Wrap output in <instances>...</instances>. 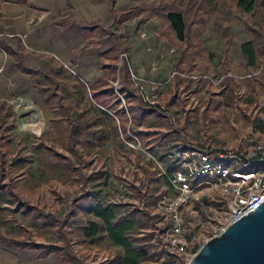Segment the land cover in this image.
Here are the masks:
<instances>
[{"label": "rangeland", "instance_id": "1", "mask_svg": "<svg viewBox=\"0 0 264 264\" xmlns=\"http://www.w3.org/2000/svg\"><path fill=\"white\" fill-rule=\"evenodd\" d=\"M154 1L115 0L114 8L119 12ZM233 2L216 0L208 8L205 23L192 26L189 47H185L184 39L167 21L151 18L142 22V13L134 12L119 23L113 22L110 26L113 30L110 29L120 43L119 64L126 62L133 72L159 81L149 105L163 113L166 119L161 117L160 121L166 128L203 145L234 148L256 142L264 145V56L253 67L245 64L241 44L252 35L244 27V21L253 18L236 10ZM143 30L146 36L137 40ZM148 46L152 48L148 50ZM121 50L126 53L122 58ZM68 72V76H73ZM66 84L61 85V90L69 95ZM85 84L86 98L93 102ZM25 95L12 94L6 100L12 108L9 120L13 124L4 133L6 162L0 169V182L9 184L4 188L13 193L9 196L15 202L36 203L44 211L64 216L72 208L73 200L88 190H97L93 192L94 203H127L129 208L142 205L144 191L168 190L166 180L156 173L146 139L141 140L140 147H133L122 142L118 135L92 151L82 148L86 162L73 157L76 169L51 170L39 164L35 151L39 142L65 155L70 152L51 123V112ZM118 106L124 108L121 101ZM97 169L101 171L97 178H85L86 173ZM0 202L4 203L3 197ZM224 210L223 197L217 191L186 204L181 220L183 236L188 241L187 255L168 248L161 238L162 220L153 218L137 233L140 242L148 244L139 264H185L189 254L217 234ZM65 226L70 230L72 248L89 264L108 262L121 252L92 213L76 209L75 214L67 217ZM0 231L35 241H60L54 228H34L29 218L18 211L3 214Z\"/></svg>", "mask_w": 264, "mask_h": 264}, {"label": "trees", "instance_id": "2", "mask_svg": "<svg viewBox=\"0 0 264 264\" xmlns=\"http://www.w3.org/2000/svg\"><path fill=\"white\" fill-rule=\"evenodd\" d=\"M17 1L24 2L25 0ZM108 2L109 10L115 16L116 22L123 21L134 12L143 14L142 22L151 18L167 21L173 31L184 39L185 47H189L193 37V24L205 23V14L208 8L216 3V0H156L136 9L129 8L119 12L114 9L115 0H108ZM233 4L240 13L250 14L253 18L252 21H244V27L250 32L252 38L241 44L245 64L253 67L263 58L261 56H264V0H234ZM69 7L68 4L67 8ZM64 25L71 31L88 37V43L95 47L111 40L113 36L111 30L96 21L79 25L68 20ZM12 40L10 41L4 34L0 35V48L10 58L8 66L29 75L34 90L40 94L41 104L52 114V125L62 136L66 150L70 152L65 155L56 152L52 147H47L44 142H39L35 147L39 164L51 170L76 169L73 157L77 161L86 162L82 155V148L88 152L92 151L109 138L118 136L120 132L125 140H131V134L140 140L146 139L151 154L167 163L162 149L169 142L180 141L181 135L175 129L166 128L160 121L161 117L165 118L163 113L147 106L139 93L135 91L128 64L126 62L119 64L117 61L120 43L114 42L99 53L101 59L111 57L112 61L99 63L104 74L85 84L93 100L89 102L85 95L84 83L80 82V85H75L73 97L67 99L59 91L60 83L56 78L57 75L28 65L24 60V45L21 39L14 35ZM115 80H118L116 85ZM121 98H124L126 102L123 109L118 106ZM12 113L10 105H7L5 100H0V169L5 167L6 136L4 133L12 127L13 122L9 120ZM120 140L122 141L121 137ZM100 174L99 169L89 171L85 178L91 180ZM5 186L8 187L9 184L0 182V197L4 198V203L0 202V219L3 218L5 212L9 214L21 212L29 218L34 228H54L60 241L41 242L30 237L8 235L0 231V244L10 250L26 253L31 259L53 253L57 264H89L72 248L70 230L65 226L67 217L75 214L76 209L92 213L104 229L105 235L121 248V252L112 260L100 264H139L146 255L148 244H142L137 233L142 226L153 219L145 208L155 203L163 192L147 193L144 191L141 193L142 205L129 208L127 203L108 205L94 203L93 192L97 190L92 189L76 197L69 212L64 216H59L51 211H44L36 203L15 202L9 196L13 193L4 188Z\"/></svg>", "mask_w": 264, "mask_h": 264}, {"label": "built area", "instance_id": "3", "mask_svg": "<svg viewBox=\"0 0 264 264\" xmlns=\"http://www.w3.org/2000/svg\"><path fill=\"white\" fill-rule=\"evenodd\" d=\"M37 16L41 20L45 18V12H40ZM145 36L146 32L143 30L136 39L140 40ZM151 48L152 46L147 47L148 50ZM124 56L126 53L121 50L120 57ZM129 73L135 91L147 106L152 107L149 104L153 102V91L159 81L133 72L130 68ZM117 83L118 80H115L114 84ZM120 101L125 108L124 98ZM119 136L130 146H141V140L134 134H131V140L123 139L121 132ZM131 141L135 144L130 143ZM162 151L167 163L152 157L156 173L166 180L168 190H163L155 203L145 209L152 218L162 220L161 238L168 248L178 254H188V241L183 236L181 214L189 202H198L214 191L223 197L225 210L219 221L218 234L264 199V145L261 142L240 148L211 146L193 142L182 134L180 141L165 144ZM192 255L189 254L190 257Z\"/></svg>", "mask_w": 264, "mask_h": 264}, {"label": "crops", "instance_id": "4", "mask_svg": "<svg viewBox=\"0 0 264 264\" xmlns=\"http://www.w3.org/2000/svg\"><path fill=\"white\" fill-rule=\"evenodd\" d=\"M40 12H45V18L41 20L37 16ZM68 20L79 25L96 21L109 30L116 22L108 0H0V35L13 41L9 34H16L24 45L25 62L56 74L62 94L61 85L67 83L70 94L64 95L70 99L82 78L86 79L83 83H87L104 74L99 63H108L112 58L101 59L99 53L116 41L113 34L111 40L95 47L88 43V37L66 28L64 24ZM9 61L6 52L0 48V100L6 101L12 94H27L41 104L40 94L34 90L29 75L8 66ZM66 69L73 70V76H68ZM22 253L0 246V264H57L53 253L36 259Z\"/></svg>", "mask_w": 264, "mask_h": 264}, {"label": "water", "instance_id": "5", "mask_svg": "<svg viewBox=\"0 0 264 264\" xmlns=\"http://www.w3.org/2000/svg\"><path fill=\"white\" fill-rule=\"evenodd\" d=\"M185 264H264V199L206 239Z\"/></svg>", "mask_w": 264, "mask_h": 264}]
</instances>
